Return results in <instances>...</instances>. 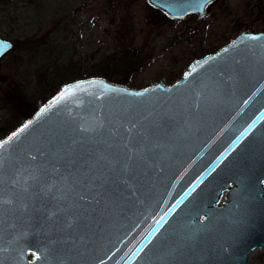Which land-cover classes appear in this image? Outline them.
Masks as SVG:
<instances>
[{"label": "water", "instance_id": "1", "mask_svg": "<svg viewBox=\"0 0 264 264\" xmlns=\"http://www.w3.org/2000/svg\"><path fill=\"white\" fill-rule=\"evenodd\" d=\"M214 1L148 0L173 19ZM263 247L264 30L171 85L66 82L0 140V264H246Z\"/></svg>", "mask_w": 264, "mask_h": 264}, {"label": "rangeland", "instance_id": "2", "mask_svg": "<svg viewBox=\"0 0 264 264\" xmlns=\"http://www.w3.org/2000/svg\"><path fill=\"white\" fill-rule=\"evenodd\" d=\"M244 30H264V0H215L204 17L181 19L148 0H0V35L14 43L0 61V140L22 119L9 89L18 86L34 102L58 82L50 74L42 80L44 65L80 62L79 76L112 74L114 83L131 76L121 84L136 89L159 81L171 85L195 59ZM97 62L106 66L97 71ZM117 62L143 65L129 72ZM227 197L224 191L219 205ZM246 264H264V247L252 251Z\"/></svg>", "mask_w": 264, "mask_h": 264}, {"label": "trees", "instance_id": "3", "mask_svg": "<svg viewBox=\"0 0 264 264\" xmlns=\"http://www.w3.org/2000/svg\"><path fill=\"white\" fill-rule=\"evenodd\" d=\"M53 64L44 65L42 69V80L45 78H48L49 74L54 76L56 80L58 81L55 85H52V88H49L46 90V93L44 92L43 96H40L37 98L36 101L31 102L27 99V92H23L22 89L19 90L18 86H12L9 90V96L11 101L18 103L16 104L18 107V111L20 112V116L22 119L15 124L12 128H10L9 132L14 131L18 126H20L24 121H26L28 118L32 117L49 99H51L61 88L63 84L66 82H69L71 80L77 79V78H83L88 77L90 75H100L106 77L108 80L114 82L112 74H104L100 72H92L86 75H80L77 71H80L82 67H84L80 62H52ZM107 63V62H106ZM119 63V64H118ZM127 69L129 72H133L138 69V67H141L143 65V62H117L114 64L115 67L120 66ZM94 68L97 69V71L101 70L102 66L105 65V62H97L94 64ZM40 80L38 84L42 81ZM132 81V77L129 76L127 78H124L122 81H119V83H130ZM47 82V81H46ZM49 83V81H48Z\"/></svg>", "mask_w": 264, "mask_h": 264}, {"label": "snow or ice", "instance_id": "4", "mask_svg": "<svg viewBox=\"0 0 264 264\" xmlns=\"http://www.w3.org/2000/svg\"><path fill=\"white\" fill-rule=\"evenodd\" d=\"M4 46L2 45V42H0V49H2ZM186 75H187V73H186ZM43 111H45V109H41V112H43ZM27 125H25V127H26ZM12 136L14 137V136H16V133L15 132H13L12 133ZM9 139H11V137L9 138Z\"/></svg>", "mask_w": 264, "mask_h": 264}]
</instances>
